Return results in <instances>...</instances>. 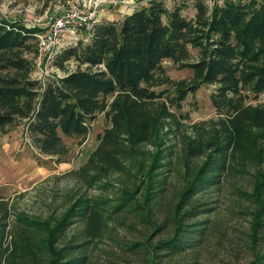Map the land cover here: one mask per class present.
<instances>
[{
    "label": "trees",
    "instance_id": "trees-1",
    "mask_svg": "<svg viewBox=\"0 0 264 264\" xmlns=\"http://www.w3.org/2000/svg\"><path fill=\"white\" fill-rule=\"evenodd\" d=\"M183 6L149 0L121 19L104 17L88 41L80 38L53 55L52 64L66 71L47 79L32 77L33 58L25 54L39 51L44 27L0 16L1 129L25 121L37 149L66 155L64 136L87 134L98 111L111 119L78 172L97 193L82 190L56 215L18 210L19 227L5 245L10 210L0 194V260L213 264L219 257L237 264L244 248L251 254L245 264H264V103L248 100L264 92V0H225L212 8L195 0L193 17ZM194 46L200 53L191 61ZM166 58L195 72L171 101L180 105L212 82L211 99L223 115L218 126L186 134L176 156L165 131L172 114L167 95L162 99L167 89L153 87L169 79ZM72 59L78 66L67 69ZM227 183L235 196L219 218L214 198ZM245 214L248 226L236 225L235 217ZM89 245L103 259H93Z\"/></svg>",
    "mask_w": 264,
    "mask_h": 264
},
{
    "label": "rangeland",
    "instance_id": "rangeland-1",
    "mask_svg": "<svg viewBox=\"0 0 264 264\" xmlns=\"http://www.w3.org/2000/svg\"><path fill=\"white\" fill-rule=\"evenodd\" d=\"M69 1L72 0H0V16L24 21L26 25L40 23V25L44 26L53 12H56L60 6L67 4ZM162 1L169 8L183 4V13L189 17L195 16L197 10L195 8V0ZM130 2L126 0L123 4L110 5L107 10L116 12L121 7L120 13H125L126 7H128ZM145 2L147 3L149 0ZM105 17L104 20L108 19V15ZM78 33L79 39L89 40V31L79 29ZM199 53L198 47H192L191 61L196 59ZM25 54L33 58L35 67L32 77L34 78L47 79V76L51 74L63 75L66 71L40 57V49L37 53L32 51L25 52ZM68 62L67 69H74L78 66L77 61L74 59ZM164 65V73L169 76V79L153 87L167 89L162 99L167 95L168 99L165 101L170 106L172 114L165 124V131H168L167 143H173V156H176L182 152L186 134L198 135L199 126H218L219 118L223 117V115L217 112L211 99V92L216 87L212 82L202 84L195 91H190L181 100L180 105L171 101L170 98L173 96L175 88L180 86L181 81L191 82L194 79L195 72H193L191 67L181 65L169 58L165 59ZM109 97H112V95H109ZM248 100L252 104L264 103V92L258 97ZM110 124L111 119L107 117L105 111H98L91 122V128L87 134L66 135L63 137L65 144L69 148V152L66 155H51L37 149L27 133L25 121L11 124L6 129L0 128V194H2L1 201H4L10 210L6 219L8 225L6 226L3 245L10 242L11 236L19 227V222L15 217V213L18 210L37 217L56 215L63 212L73 198L78 193H81L82 190H86L89 194L98 192V188L87 186V183L79 176L78 172L82 165L86 163L90 153L95 149L99 142L100 134ZM227 181L230 183V179ZM222 187L219 194L214 198L219 206L218 215L216 214L219 218L221 216L225 217L227 206L231 202L230 198L235 196L233 187L228 183L223 184ZM249 219L250 216L245 214L242 218L235 217L234 221L240 227H247ZM1 221L2 219H0ZM77 225L75 222L71 224L69 235L74 236ZM99 252H101L100 249L93 247V245L88 246V253L91 254L93 259H103ZM1 254L0 248V256ZM221 255L226 257L225 259L234 258L230 257L226 250H222ZM250 256L251 254L248 250L241 249L240 254L236 258L237 264H245ZM232 260L235 261V259ZM0 264H6L5 255L2 256ZM213 264L226 263L216 257Z\"/></svg>",
    "mask_w": 264,
    "mask_h": 264
},
{
    "label": "built area",
    "instance_id": "built-area-1",
    "mask_svg": "<svg viewBox=\"0 0 264 264\" xmlns=\"http://www.w3.org/2000/svg\"><path fill=\"white\" fill-rule=\"evenodd\" d=\"M126 0H72L60 6L56 12L48 18V22L42 26L44 29L38 32V48L40 57L51 62L53 55L65 44L76 43L79 39V29L91 31L94 25L104 18L107 6L123 4ZM131 0H129L130 2ZM209 7L224 3L225 0H205ZM133 2V3H131ZM128 7L134 9L139 4L138 0H132ZM34 24H30L34 26ZM40 25V23H37ZM102 65V64H101Z\"/></svg>",
    "mask_w": 264,
    "mask_h": 264
},
{
    "label": "crops",
    "instance_id": "crops-1",
    "mask_svg": "<svg viewBox=\"0 0 264 264\" xmlns=\"http://www.w3.org/2000/svg\"><path fill=\"white\" fill-rule=\"evenodd\" d=\"M145 1H147V0H138V2H139V4L138 5H146V4H148V2L146 3ZM137 5V6H138ZM110 6V5H109ZM109 6H107L106 7V9H105V12H104V17L106 16V15H108V18H110V19H121L122 18V16L124 15V13H120V9H121V7H120V9L119 10H117L116 12L115 11H113V12H109L108 10H107V8H109ZM126 9L127 10H125V13L127 12H130V11H132V9L131 10H128L129 8H127L126 7ZM120 13V14H119ZM121 16V17H120ZM106 18V17H105Z\"/></svg>",
    "mask_w": 264,
    "mask_h": 264
}]
</instances>
